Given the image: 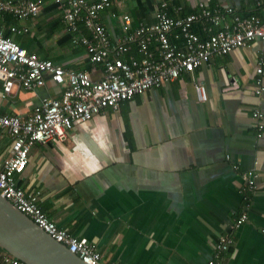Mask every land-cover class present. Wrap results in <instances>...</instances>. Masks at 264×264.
Returning a JSON list of instances; mask_svg holds the SVG:
<instances>
[{"label": "crops", "instance_id": "1", "mask_svg": "<svg viewBox=\"0 0 264 264\" xmlns=\"http://www.w3.org/2000/svg\"><path fill=\"white\" fill-rule=\"evenodd\" d=\"M162 1L174 17L196 11L203 2L264 18L259 0H110L97 20L113 42L121 34L118 17L129 16L132 27L151 24L154 7ZM42 2L35 17L1 13L0 32L40 59L101 77V67L72 42L93 40L83 21L71 29L59 7ZM193 30L201 33L198 26ZM130 56L139 58L134 46L122 59ZM260 58L264 42L254 41L213 56L193 73L135 95L117 109L75 122L64 141L31 148L18 185L38 192L47 217L94 245L108 264H206L213 243L226 233L233 239L226 264H264V89L259 95L254 91ZM262 81L264 87V68ZM198 84L205 88L204 101L195 91ZM63 89L47 78L41 88H15L1 97L0 84V114L25 118ZM255 110L262 115L260 137ZM10 143L0 132V161ZM245 171L257 174L258 189L247 221L230 230L241 207Z\"/></svg>", "mask_w": 264, "mask_h": 264}, {"label": "built area", "instance_id": "2", "mask_svg": "<svg viewBox=\"0 0 264 264\" xmlns=\"http://www.w3.org/2000/svg\"><path fill=\"white\" fill-rule=\"evenodd\" d=\"M51 1L61 9L63 20L71 29L81 19L92 33V41L81 37L72 42L86 49L90 62L101 67L102 76L66 70L51 60L40 59L0 32L1 97L10 95L15 88L25 91L41 88L47 78L57 86H64L58 98L43 99L25 118L0 114V132L11 138L8 155L0 161V195L84 263L108 264L94 245L58 227L47 217L38 205V192L18 185L16 177L24 172L31 148L50 141H64L75 122H87L105 109H117L135 95L163 86L182 74L193 73L213 56L225 55L254 41L264 42V18L255 14L241 16L227 5L209 8L203 2L196 11L174 17L168 13V3L162 1L154 7L151 24L132 27L129 16L118 17L121 34L111 42L97 20L98 13L110 6V0ZM42 4V0H0V14H11L18 19L35 17ZM256 5L264 12V0ZM172 9L180 11V8ZM195 26L201 28L203 37L193 30ZM10 31L17 29L12 27ZM133 46L139 58L130 56L123 60ZM263 68L264 58H260L255 69L256 95L264 89ZM195 91L200 100L207 99L204 86L195 85ZM252 117L260 137L262 115L255 110ZM232 168L238 169L236 165ZM256 177L253 171L241 174L242 205L229 225L230 230L248 219L251 200L258 189ZM232 245L230 233L217 237L206 264H226ZM0 264L23 263L0 249Z\"/></svg>", "mask_w": 264, "mask_h": 264}, {"label": "water", "instance_id": "3", "mask_svg": "<svg viewBox=\"0 0 264 264\" xmlns=\"http://www.w3.org/2000/svg\"><path fill=\"white\" fill-rule=\"evenodd\" d=\"M0 249L23 264H86L1 195Z\"/></svg>", "mask_w": 264, "mask_h": 264}, {"label": "trees", "instance_id": "4", "mask_svg": "<svg viewBox=\"0 0 264 264\" xmlns=\"http://www.w3.org/2000/svg\"><path fill=\"white\" fill-rule=\"evenodd\" d=\"M55 6H57L58 7V5H55ZM186 15V14H185ZM5 35L4 36H8V34L7 33H4ZM200 34V36L201 37H203V33L201 32V33H199ZM240 195H241V193H240ZM241 200H242V195H241ZM241 205H242V202H241ZM251 205H252V200H251ZM251 207V206H250ZM241 208V207H240Z\"/></svg>", "mask_w": 264, "mask_h": 264}]
</instances>
